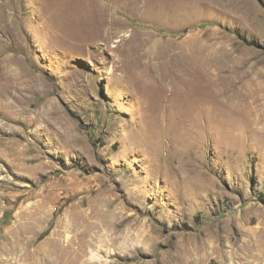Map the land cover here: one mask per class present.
<instances>
[{"label":"rangeland","instance_id":"rangeland-1","mask_svg":"<svg viewBox=\"0 0 264 264\" xmlns=\"http://www.w3.org/2000/svg\"><path fill=\"white\" fill-rule=\"evenodd\" d=\"M0 264H264V0H0Z\"/></svg>","mask_w":264,"mask_h":264}]
</instances>
